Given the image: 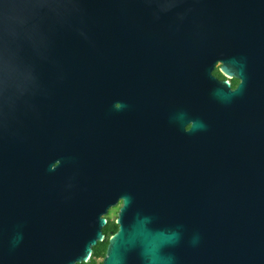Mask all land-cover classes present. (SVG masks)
<instances>
[{
    "label": "water",
    "instance_id": "1",
    "mask_svg": "<svg viewBox=\"0 0 264 264\" xmlns=\"http://www.w3.org/2000/svg\"><path fill=\"white\" fill-rule=\"evenodd\" d=\"M119 200L102 264H264V0H0V264L86 262Z\"/></svg>",
    "mask_w": 264,
    "mask_h": 264
},
{
    "label": "flooded vegetation",
    "instance_id": "2",
    "mask_svg": "<svg viewBox=\"0 0 264 264\" xmlns=\"http://www.w3.org/2000/svg\"><path fill=\"white\" fill-rule=\"evenodd\" d=\"M246 46L240 47L235 52H232L231 45L228 44V51L223 60H217L211 71L212 76L218 82H224V88L228 93V103L233 101L235 104V111H238V115L241 116L243 120L249 116L256 115L257 105L260 103V84L261 75L258 69V60L256 54H251L248 56V50ZM236 62L239 64L240 69L234 64ZM223 63L225 70L221 71L220 65ZM238 89L236 94H233ZM118 104L115 103V106ZM134 120V118H132ZM116 118L110 119V122L106 124L114 136H117L122 142H128L131 144L133 142L131 134L128 136L127 131L118 128L116 123ZM125 144V145H126ZM121 205V200L118 201L117 205L112 206L108 209L107 214H105V224L102 227V232L104 234L103 240L108 241V237L118 229V225L115 222L116 214ZM114 210V212H113ZM113 212V216H111ZM107 245V243H106ZM106 248V247H105ZM92 255V253H91ZM88 258L84 264H102V257L93 259L92 256Z\"/></svg>",
    "mask_w": 264,
    "mask_h": 264
},
{
    "label": "trees",
    "instance_id": "3",
    "mask_svg": "<svg viewBox=\"0 0 264 264\" xmlns=\"http://www.w3.org/2000/svg\"><path fill=\"white\" fill-rule=\"evenodd\" d=\"M107 241L102 240L96 243L95 246L92 247V258L96 259L102 257L104 255L105 247ZM77 264H84V263H77Z\"/></svg>",
    "mask_w": 264,
    "mask_h": 264
},
{
    "label": "rangeland",
    "instance_id": "4",
    "mask_svg": "<svg viewBox=\"0 0 264 264\" xmlns=\"http://www.w3.org/2000/svg\"><path fill=\"white\" fill-rule=\"evenodd\" d=\"M113 212H114V210H113ZM113 212H111V216H113Z\"/></svg>",
    "mask_w": 264,
    "mask_h": 264
}]
</instances>
